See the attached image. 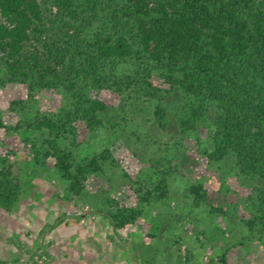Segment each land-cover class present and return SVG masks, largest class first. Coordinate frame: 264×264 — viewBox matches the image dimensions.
Segmentation results:
<instances>
[{
    "label": "rangeland",
    "instance_id": "374dc122",
    "mask_svg": "<svg viewBox=\"0 0 264 264\" xmlns=\"http://www.w3.org/2000/svg\"><path fill=\"white\" fill-rule=\"evenodd\" d=\"M41 2L51 18L56 7ZM129 66L121 60L118 69ZM149 67L151 82L168 88L165 64ZM0 77V168L9 165L20 182L13 208L0 206V264H264V177L241 173L231 156L208 158L212 108L185 125L198 100L174 85L162 89L161 125L159 101L146 95L83 82L69 91L65 80L29 94L26 82L8 80L1 56ZM79 93L105 102L95 113L101 122L75 117L58 146L74 165L99 152L106 159L74 193L55 166V133L33 122L72 109ZM119 209L135 217L117 226L109 213Z\"/></svg>",
    "mask_w": 264,
    "mask_h": 264
},
{
    "label": "trees",
    "instance_id": "16d2710c",
    "mask_svg": "<svg viewBox=\"0 0 264 264\" xmlns=\"http://www.w3.org/2000/svg\"><path fill=\"white\" fill-rule=\"evenodd\" d=\"M48 4L56 7L51 18L45 17L41 0H0V56L8 80L26 82L29 94L65 80L69 91L83 82L120 94L146 95L158 99L154 114L161 125L162 89L178 85L198 100L191 103L194 115L183 120L185 125L213 109V146L204 150L208 158L231 156L241 173L264 177V0H48ZM121 60L130 70L119 71ZM149 61L165 64L168 88L151 82ZM77 96L72 109L43 114L33 122L55 133L48 139L55 166L74 193L84 187L85 174L99 170L106 159L105 152H99L74 165L70 151L58 146L56 136L73 131L75 117L91 127L101 122L95 113L105 108V102ZM200 187L192 184L190 190L204 197ZM19 189L18 175L4 164L0 206L11 210ZM109 214L117 226L135 217L134 210Z\"/></svg>",
    "mask_w": 264,
    "mask_h": 264
}]
</instances>
